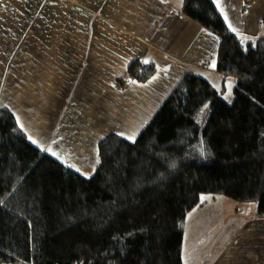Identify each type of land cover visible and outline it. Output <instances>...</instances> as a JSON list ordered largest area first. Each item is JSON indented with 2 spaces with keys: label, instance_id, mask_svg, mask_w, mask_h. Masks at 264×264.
Here are the masks:
<instances>
[{
  "label": "trees",
  "instance_id": "trees-1",
  "mask_svg": "<svg viewBox=\"0 0 264 264\" xmlns=\"http://www.w3.org/2000/svg\"><path fill=\"white\" fill-rule=\"evenodd\" d=\"M181 9L218 38L232 100L224 83L184 73L133 140L98 141L90 176L33 145L0 107V264H184V221L203 194L264 216V37L242 45L212 0ZM155 71L137 58L127 76Z\"/></svg>",
  "mask_w": 264,
  "mask_h": 264
},
{
  "label": "crops",
  "instance_id": "crops-1",
  "mask_svg": "<svg viewBox=\"0 0 264 264\" xmlns=\"http://www.w3.org/2000/svg\"><path fill=\"white\" fill-rule=\"evenodd\" d=\"M181 4L0 0V107L33 145L90 176L98 141L108 133L136 136L184 73L217 89L234 83L212 66L216 35L187 18ZM220 7L242 35L254 43L264 37V0H220ZM137 58L156 66L144 83L127 76ZM205 212L206 246L193 250L190 264H264V216L253 202L206 199L186 215L183 249L189 219L197 238Z\"/></svg>",
  "mask_w": 264,
  "mask_h": 264
},
{
  "label": "rangeland",
  "instance_id": "rangeland-1",
  "mask_svg": "<svg viewBox=\"0 0 264 264\" xmlns=\"http://www.w3.org/2000/svg\"><path fill=\"white\" fill-rule=\"evenodd\" d=\"M229 83H231V91H229V89H228ZM233 85H234L233 80L227 79L225 81V93L223 94V98L228 102H230L233 98V93H232ZM205 111H206V107L203 108V112H201V114H200V119L202 118L203 113H205ZM217 197H220V198H223V199H226L229 201L233 200V199L226 197L224 195H214V196L209 195V194H203L202 195V199L203 200L209 199V202H211L213 198H217ZM211 204H213V203H209L208 206H210ZM191 218L189 219V221L187 223V227H186V241L184 243V249H183V254H182L184 264H190L191 257L193 254V250L195 248H198V249L204 248L206 246V242L208 239V230H207L208 214H207V212H205L204 218H203L204 227L202 229L198 230L197 238H193V236H192Z\"/></svg>",
  "mask_w": 264,
  "mask_h": 264
},
{
  "label": "snow or ice",
  "instance_id": "snow-or-ice-1",
  "mask_svg": "<svg viewBox=\"0 0 264 264\" xmlns=\"http://www.w3.org/2000/svg\"><path fill=\"white\" fill-rule=\"evenodd\" d=\"M214 2L217 4V7L220 8L221 13L224 15V19H225V21L228 22L227 14L224 13L223 8L220 7V0H214ZM228 28H229L233 33H235V34L237 35V37H240V43H241L242 45L245 44L246 41H248V42H253V46H254V38H252V37H248V36H246V35H242V34L240 33V31H239L236 27H234L230 22H228ZM148 62H149V61H145V63H148ZM212 66L215 67V63H213ZM228 89H229V91H231V83H229V85H228ZM205 107H207V106H205ZM21 127H23V125H21ZM120 135H124V134H123V133H120ZM134 137H135V133H133L132 135L128 136L127 138L130 139V140H133ZM29 139L32 140V137H29ZM32 142H33V143H37V141H35V140H32ZM42 150L49 151V152H51V154L54 155V156L57 155V153L54 152V151H52L51 148L42 149ZM201 154L203 155V149H201ZM0 203H2V201H0Z\"/></svg>",
  "mask_w": 264,
  "mask_h": 264
}]
</instances>
